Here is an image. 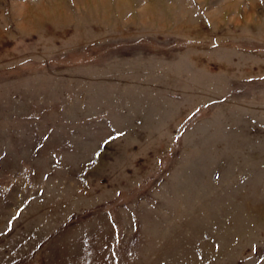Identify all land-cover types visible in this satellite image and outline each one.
<instances>
[{"label": "rangeland", "instance_id": "obj_1", "mask_svg": "<svg viewBox=\"0 0 264 264\" xmlns=\"http://www.w3.org/2000/svg\"><path fill=\"white\" fill-rule=\"evenodd\" d=\"M0 264H264V0H0Z\"/></svg>", "mask_w": 264, "mask_h": 264}]
</instances>
